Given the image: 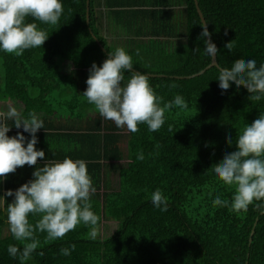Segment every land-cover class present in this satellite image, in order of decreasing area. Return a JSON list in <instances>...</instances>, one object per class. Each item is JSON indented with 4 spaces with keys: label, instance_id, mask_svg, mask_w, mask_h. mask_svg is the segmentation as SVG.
Segmentation results:
<instances>
[{
    "label": "trees",
    "instance_id": "16d2710c",
    "mask_svg": "<svg viewBox=\"0 0 264 264\" xmlns=\"http://www.w3.org/2000/svg\"><path fill=\"white\" fill-rule=\"evenodd\" d=\"M197 3L217 48L218 67L192 77L179 76L199 72L211 59L194 0H88L87 12L86 0H62L56 25L26 18L49 34L41 48L20 56L0 52V102L19 103L25 117L29 112L41 117L36 148L46 159H83L96 189L90 196L98 217L96 238L82 224L57 240L38 233L39 246L26 264H264L259 202L243 213L211 204L215 195L230 199L234 190L212 174L223 155L235 150L225 136L235 140L246 123L264 113V99L248 100L243 86L221 92L215 80L218 69L234 60L264 63V0ZM117 46L132 56L130 71L150 77L162 103L176 94L188 103L187 109L168 110L158 131L149 132L145 124L136 133L117 128L83 97L90 65L99 66ZM4 122L13 126L12 120ZM17 131L23 129L12 127L7 135ZM137 152L143 160L136 159ZM34 170L25 165L7 174L0 195L32 179ZM157 188L168 198L165 212L150 202ZM29 219L35 223L38 217ZM9 244L23 246L8 231L6 205H0V264H19L7 254ZM69 244L75 249L62 255L60 249Z\"/></svg>",
    "mask_w": 264,
    "mask_h": 264
},
{
    "label": "clouds",
    "instance_id": "9594fccd",
    "mask_svg": "<svg viewBox=\"0 0 264 264\" xmlns=\"http://www.w3.org/2000/svg\"><path fill=\"white\" fill-rule=\"evenodd\" d=\"M63 12L62 0H0V52L20 56L25 50L41 48L49 34L35 22H26V18L56 25ZM208 36L210 34L203 26L204 51L213 58L217 48L204 39ZM225 48L231 51L232 45L227 43ZM133 64L129 52L117 46L99 66L95 62L90 65L83 97L117 128L136 133L138 125L145 124L149 132L158 131L165 123L168 110L173 107L187 109L188 103L180 94L162 103V97L149 84L150 77L146 73L130 71ZM126 71L129 72L127 77ZM215 80L221 92L227 91L229 86L235 90L243 86L249 94L248 100L259 102L264 99V63L257 65L255 59L234 60L230 67L218 69ZM5 120H12L13 126ZM12 127L22 128L23 132L9 136L7 133ZM39 129H44V123L34 112L25 117L15 106L0 112V184L17 168L35 166L32 179L0 195V205H6L8 231L14 240L23 242L22 247L9 244L6 249L9 257L17 259L19 264H26L37 250L38 233H45L46 240H57L82 224L91 228L90 238L97 236L98 217L90 202L96 189L86 162L68 156L62 160L46 159L45 152L36 148ZM225 142L229 146L234 143L235 150L223 155L212 168V174L224 185L233 186L234 190L230 199L215 195L212 206L243 213L255 201L259 202L255 206L264 214V113L250 124L246 123L235 140L226 135ZM38 158L45 161L43 166L37 167ZM136 159L143 160V153L137 152ZM7 197L12 200L6 204ZM150 202L153 208L167 211L168 198L159 188L151 192ZM30 216L38 217L35 223L30 222ZM74 249L75 245L69 244L60 252L69 256ZM37 254L43 255L42 252Z\"/></svg>",
    "mask_w": 264,
    "mask_h": 264
},
{
    "label": "water",
    "instance_id": "95a60500",
    "mask_svg": "<svg viewBox=\"0 0 264 264\" xmlns=\"http://www.w3.org/2000/svg\"><path fill=\"white\" fill-rule=\"evenodd\" d=\"M194 4H195L196 12H197V14L199 16V19H200L201 23H202V26H205L206 27L205 19H204L203 15H202V12H201L200 8L198 7L197 0H194ZM87 11H88V0H86V12ZM86 20H88V14L87 13H86ZM206 29H207V27H206ZM206 40H208L209 43H212L210 41L209 37H206ZM210 66H216V67H218V64L216 62V54H215V57H213V58L210 59V63L204 69H201L199 72L194 73V74H191V75L179 76V77L180 78H184V77H192V76L198 75V74L202 73L205 69L209 68ZM149 75H154V74H149ZM251 233H252V231H251Z\"/></svg>",
    "mask_w": 264,
    "mask_h": 264
},
{
    "label": "crops",
    "instance_id": "0c3cea01",
    "mask_svg": "<svg viewBox=\"0 0 264 264\" xmlns=\"http://www.w3.org/2000/svg\"><path fill=\"white\" fill-rule=\"evenodd\" d=\"M104 23L103 25L105 26L106 23H107V19L105 16L102 17ZM19 104V103H18ZM18 104L17 103H14L13 105L9 102V101H2L0 102V112H6L7 108L9 106H15L16 108H18ZM41 119V117H39ZM42 120V119H41ZM62 155V154H61ZM48 159H51V158H48ZM45 162V161H44Z\"/></svg>",
    "mask_w": 264,
    "mask_h": 264
},
{
    "label": "rangeland",
    "instance_id": "374dc122",
    "mask_svg": "<svg viewBox=\"0 0 264 264\" xmlns=\"http://www.w3.org/2000/svg\"><path fill=\"white\" fill-rule=\"evenodd\" d=\"M109 182H110V185L111 186H115L116 185V175H114V177L113 176H110L109 177Z\"/></svg>",
    "mask_w": 264,
    "mask_h": 264
}]
</instances>
